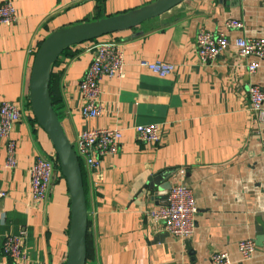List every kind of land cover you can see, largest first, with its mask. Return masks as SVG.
Listing matches in <instances>:
<instances>
[{
	"label": "crops",
	"instance_id": "obj_1",
	"mask_svg": "<svg viewBox=\"0 0 264 264\" xmlns=\"http://www.w3.org/2000/svg\"><path fill=\"white\" fill-rule=\"evenodd\" d=\"M2 1L13 4L16 20L0 25V107L12 103L21 113L10 135L16 144L12 169L0 139V190L6 193L0 201V240L23 232L28 264H65L70 198L61 172L55 169L44 203L31 197L37 154L56 160L30 107L35 53L54 34L136 14L159 0ZM232 22L243 27H229ZM200 29L231 42L264 39V0H179L156 18L98 39L118 45L124 77L99 80L103 112L97 118L82 117L79 92L91 43L69 48L51 66L49 96L73 149L84 131L122 129L116 155L103 158L95 170L78 162L87 209L85 264H213L217 253H226L228 264H264V241L256 246L257 228H264V124L250 110L248 93L252 85L264 90V65L249 75L252 60L239 58L232 47L202 63L195 46ZM142 61L165 62L176 70L159 78L141 67ZM145 125L158 126L159 144L136 140L135 128ZM177 182L191 189L197 205L194 233L185 241L146 215L166 202L167 191L160 187ZM243 240L256 246L249 259L238 251ZM8 263L0 249V264Z\"/></svg>",
	"mask_w": 264,
	"mask_h": 264
},
{
	"label": "built area",
	"instance_id": "obj_2",
	"mask_svg": "<svg viewBox=\"0 0 264 264\" xmlns=\"http://www.w3.org/2000/svg\"><path fill=\"white\" fill-rule=\"evenodd\" d=\"M89 0H71L79 4ZM16 20V12L10 1L0 2V25H12ZM229 27L241 29L240 22L229 23ZM195 46L200 61L204 64L214 62L217 57L229 47H232L241 59H251L247 63V72L253 75L264 65V39L240 38L229 41L223 34H213L200 29L195 38ZM90 64L79 82V92L82 97L81 115L84 118H97L103 109L99 104V80L106 76L110 78H123L124 59L118 45L112 41H95L90 44ZM140 66L146 68L151 74L166 78L172 75L176 67L160 61H142ZM249 108L256 115L257 120L264 124V90L258 86L249 87ZM20 109L12 103L4 102L0 107V139L5 143L6 165L9 169L16 164V144L11 138L13 126L20 119ZM135 137L138 142L145 145H157L161 136L158 126L145 125L135 128ZM122 129H95L80 133L75 142L74 152L77 160H82L89 170H95L106 156L116 155L119 151ZM264 151V140L261 143ZM55 159H49L37 154L30 170L31 197L34 203L41 204L47 199L50 185L55 172ZM183 171L180 175H183ZM6 193L0 190V201ZM166 205L149 209L146 215L156 223H161L165 230L173 237L185 241L193 236L197 205L190 188L181 182L173 184L167 192ZM21 232L19 237H8L1 243L0 249L7 256L8 264H28L23 250ZM239 254L243 259H249L256 251L255 243L243 240L238 244ZM213 264H228L226 253L214 254L211 258Z\"/></svg>",
	"mask_w": 264,
	"mask_h": 264
},
{
	"label": "water",
	"instance_id": "obj_3",
	"mask_svg": "<svg viewBox=\"0 0 264 264\" xmlns=\"http://www.w3.org/2000/svg\"><path fill=\"white\" fill-rule=\"evenodd\" d=\"M178 1L159 0L153 6L142 9L136 14L129 13L103 19L96 23L75 26L49 37L35 53L29 83L30 107L37 125L46 133L53 145L70 198V226L65 264L86 263L87 209L76 154L63 133L50 101L48 84L51 66L65 49L135 28L169 11ZM162 177H166V175ZM169 189L170 184L167 183L158 191L168 192ZM166 204L167 201L164 205ZM257 232L256 246L260 248L264 241V228H257Z\"/></svg>",
	"mask_w": 264,
	"mask_h": 264
},
{
	"label": "trees",
	"instance_id": "obj_4",
	"mask_svg": "<svg viewBox=\"0 0 264 264\" xmlns=\"http://www.w3.org/2000/svg\"><path fill=\"white\" fill-rule=\"evenodd\" d=\"M95 41H98V40H95ZM95 41H92V42H88V43H93ZM66 50L68 49H65L63 52H65ZM50 101H51V104H52V108H53V111L55 112L56 111V105H55V102L54 100L52 99V97H50ZM56 164H55V167L56 169H58L60 171V167L58 165V160H57V156H56V160H55ZM78 162L80 163V160H78ZM82 182H83V187H84V180H83V176H82ZM87 243V242H86ZM87 255V254H86Z\"/></svg>",
	"mask_w": 264,
	"mask_h": 264
}]
</instances>
